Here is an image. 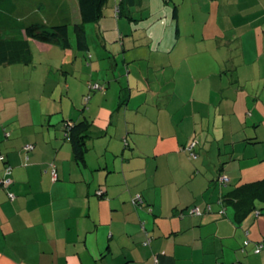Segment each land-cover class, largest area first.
<instances>
[{
    "label": "crops",
    "instance_id": "1",
    "mask_svg": "<svg viewBox=\"0 0 264 264\" xmlns=\"http://www.w3.org/2000/svg\"><path fill=\"white\" fill-rule=\"evenodd\" d=\"M0 4V21L6 9L26 24L80 21L76 0ZM107 4L97 23L101 28L105 21L102 29L112 36L103 41L99 35L101 48H91L88 40L85 50L71 41L64 47L30 39L22 28L0 27V40L27 39L30 49L26 61L0 64V180H8L0 184V264H264V245L256 250L264 240V190L249 209L221 202L232 189L263 179L262 168L229 176L215 193L213 172H202L203 161L186 158L188 129L197 116L184 112L179 118L185 123L174 126L179 115L175 121L177 109L169 107L182 104L175 97L181 63L171 54L173 46H162L173 36L150 32V24L164 18L176 22L179 37L181 19L194 21L206 4L214 5L206 12L216 20L241 24V31L228 26L230 39L242 45L241 55L245 37L262 43L255 57L259 68L253 66L252 78L245 79L251 87L239 77L218 114L237 116L231 129L240 131L245 144H260L252 149L263 160L264 0H125L123 15L115 16L113 9L114 20L104 14ZM201 53L206 56L199 65L210 68L207 51ZM37 54L44 57L39 62ZM158 66L171 67L166 87L148 74ZM256 72L260 80L250 81ZM89 82L103 88L87 90ZM85 95L90 103L83 108ZM202 112L209 130L210 109ZM78 121L88 124L82 159L64 137V124ZM233 159H224L223 174V164ZM196 205L199 212L189 213Z\"/></svg>",
    "mask_w": 264,
    "mask_h": 264
},
{
    "label": "rangeland",
    "instance_id": "2",
    "mask_svg": "<svg viewBox=\"0 0 264 264\" xmlns=\"http://www.w3.org/2000/svg\"><path fill=\"white\" fill-rule=\"evenodd\" d=\"M158 5V1H156L155 7ZM195 6H197V4ZM203 6L205 12L199 11L198 15L194 18V21L188 16L181 19L179 37L176 35V22H173L170 25L164 18L160 19L158 23L153 25L151 23L150 32L153 33L152 31L154 30L157 35H165L167 36L166 38L173 36V39L169 40V42L163 40L162 46H166V43H168L167 47L173 46L171 54L176 58L177 65L181 63V67L177 66L175 97H179V101L182 104L179 107H176L175 104H171L169 110L172 112L174 109H177L172 115L175 121V117L179 115L177 125L174 124V126L185 123L181 122L182 118H179L184 112L186 114L193 112L197 116L195 117L197 123L194 124V128L191 127V129H188L190 130L189 134H191V136L190 142L184 147L188 154V156L186 155V158L191 162H196L197 160H199V162L203 161L202 163L204 166L201 170L204 172L205 169L208 168L209 170H206V172H208L210 176L212 175L210 172H213L215 179L217 180L215 193H218L220 189L219 186H221V184H219V179L223 176L227 178L230 176V178L234 179L239 175L240 171L249 172L260 166V168H262L261 172L264 174V159L261 160L260 157L253 154L254 149H252L254 146L259 147L260 144H245L242 139L238 138L240 131L231 129V122H235L237 119L236 115H222L220 117L218 114V109L220 108L221 103L220 101L227 94L234 92L238 78L241 77V81H245L246 78L251 76L249 78L251 79L253 71H250V69L254 66L253 68L258 70L259 59L255 60V57H257V53L262 52V43L258 44L255 41L250 40L248 38L250 36L245 37V35L244 44L242 43L245 55H241L242 45L235 42L233 39H230L228 28L229 25H233L236 29H240L241 31V24L234 21L230 24V22L221 20L220 18L216 20V14L209 12L210 15H208L206 12L209 11V9L213 11L214 5L207 6L206 4H203L202 7ZM114 7L115 5L112 3V0H108L106 7L108 9L105 10L104 14L106 17L112 14L111 20H114ZM104 23L105 21L100 22L101 28L98 26L97 22L85 24V32L91 48H101V39L103 41H108L111 38L112 35L107 32L112 30L109 31L102 29L104 28ZM245 29L248 30L247 28ZM73 34V26L69 25V38L70 41L75 44ZM99 35L101 36V39L99 38ZM203 51H207V57H209L208 62L205 63L206 66L211 65L208 69H206L204 65H199L201 58L206 56L201 53ZM188 53L192 54L187 56ZM258 57H260V60H263L262 55ZM35 58L37 59V62H39L44 57L37 54ZM254 62L255 64L253 65ZM158 68L162 67L158 66L156 71H153V68H151L148 74L153 79L163 80L164 87H166L169 83L167 79H171V67L160 70H158ZM243 68H246L249 71H245ZM143 72L146 77L147 69L143 68ZM256 73L254 80L250 81L260 80L258 78V72ZM36 79L37 77L34 75V77H32V83H35ZM246 82L247 81H245V83ZM245 83L243 82L242 84ZM86 87L88 90V86ZM250 87L251 83L248 81L246 89H249ZM86 97L87 95L82 98L83 108L90 103L89 101H85ZM208 109H210L211 120L209 130L206 129L207 126L205 124V118L207 116L204 118L201 116L199 117V115H203L202 111L204 110L207 114ZM215 117L218 118L215 119ZM168 118L169 120L171 119L169 114L167 115V119ZM201 121H204V126L201 125ZM261 128L264 129V126L262 125ZM180 130L181 129L179 128L178 131L181 132ZM150 137L154 139L157 136L152 135ZM259 140L263 141L262 139ZM189 149H193V153L196 155L195 158L189 156ZM231 157H234V159L223 164L226 171L225 175L220 170V166L224 159H229ZM174 165L177 166V163ZM179 166L181 167V164H179ZM188 185H190V183ZM201 186L203 187L202 189H204L205 186L202 184ZM208 189L206 190V197L207 201H211L209 199L214 188L211 186L210 189ZM217 201V197L215 196L214 199H212L211 205L216 204ZM197 206L198 205L195 207Z\"/></svg>",
    "mask_w": 264,
    "mask_h": 264
},
{
    "label": "trees",
    "instance_id": "3",
    "mask_svg": "<svg viewBox=\"0 0 264 264\" xmlns=\"http://www.w3.org/2000/svg\"><path fill=\"white\" fill-rule=\"evenodd\" d=\"M3 0H0V3ZM77 7L80 14V21L73 23V33L75 37L76 47L80 49H87V36L85 32V24L98 22L103 15V10L107 0H76ZM125 0H119L114 7V15H123V4ZM3 10L0 4V12ZM6 11V17L0 21V27L7 28H22L26 36L30 39H35L42 42L58 44L64 47H70V40L68 36V24H46L45 22L23 23L18 22L9 10ZM1 14V13H0ZM30 53L29 44L27 39H6L0 40V64H12L27 60ZM90 54H88V58ZM96 85V86H95ZM103 88L100 83L89 82L88 88L90 90H97ZM88 124L86 121H78L74 123L64 124V137L73 145L77 158L82 159L86 150L85 138L87 134ZM189 156L195 158L193 149H189ZM228 181V180H227ZM226 181V182H227ZM225 182V183H226ZM224 183V184H225ZM264 190V178L254 183L244 184L227 192L226 196H222L221 202L224 204L225 200L228 202L238 204V206H245L249 209L252 205L253 196H258ZM252 191V194H250ZM245 196L241 197L239 196ZM251 195L247 196L246 195ZM264 199V197H263ZM245 200V203L242 202ZM264 201V200H263ZM264 208V207H263Z\"/></svg>",
    "mask_w": 264,
    "mask_h": 264
},
{
    "label": "built area",
    "instance_id": "4",
    "mask_svg": "<svg viewBox=\"0 0 264 264\" xmlns=\"http://www.w3.org/2000/svg\"><path fill=\"white\" fill-rule=\"evenodd\" d=\"M95 86H96V85H95ZM28 147H29V146H28ZM28 147H27V148H28ZM5 170H6V172H9L10 167H9V166L6 167ZM51 176H52L53 179H56V178H57V173H56L55 168H53V169L51 170ZM219 180H220L221 183H225V182L228 180V178L223 176V177H221ZM7 183H8V180H5L4 178H2V179L0 180V184H1V185H5V184H7ZM138 197H139V196H138ZM138 199H139V198H138ZM198 212H199V210H198L197 207H192V208L189 209V213H198ZM263 245H264V240H262V242L257 243V244H256V250L260 249ZM217 264H221V263H217Z\"/></svg>",
    "mask_w": 264,
    "mask_h": 264
}]
</instances>
